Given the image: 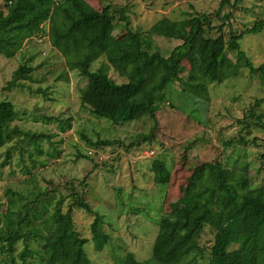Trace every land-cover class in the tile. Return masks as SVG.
<instances>
[{
    "label": "rangeland",
    "instance_id": "374dc122",
    "mask_svg": "<svg viewBox=\"0 0 264 264\" xmlns=\"http://www.w3.org/2000/svg\"><path fill=\"white\" fill-rule=\"evenodd\" d=\"M86 2L98 11L107 6L115 11L118 40L127 35L119 20L121 9L126 10L132 30L142 34L162 18L178 21L207 14L215 29L212 36L223 34L227 42L230 31L241 34L264 20V0L237 4L236 0ZM0 11H6L3 0ZM154 40L163 55L182 43L161 36ZM240 45L256 67L264 65V30L247 34ZM228 55L237 62L233 52ZM107 63L101 58L91 71ZM24 64L33 69L31 80L10 87L14 72ZM179 70L186 71L181 75L185 77L191 66L184 60ZM107 73L117 83L126 82L109 65ZM87 82L88 78L68 68L47 37L29 40L12 58L0 57V102H11L17 112L10 127L47 136L37 142L16 137L0 148V203L4 209L9 190L36 199L38 206L46 200L61 201L64 210L76 196L84 197L102 215L103 230L110 236V243L97 251L91 230L94 215L74 208L75 228L88 240L84 249L92 264H124L128 254L142 264H151L160 219L185 212L180 201L187 179L199 164L220 161L229 169L246 166L251 186L264 185V83L247 68L222 84L208 85L204 98L190 97L178 82L173 83L159 103L156 127L149 116L123 124L94 116L81 101ZM255 116L263 117L262 128L255 126ZM148 134H152L151 140L143 141L141 137ZM240 140L245 144H239ZM103 141L115 143L91 146ZM7 153L10 159L5 163ZM155 159L167 164L171 172L168 185L154 183ZM214 235L210 228L201 234L205 256L195 264L210 261ZM30 246L40 249L38 242ZM22 249L23 243L18 242L12 254L0 253V264H22L18 257ZM235 249L236 245L230 247V251ZM28 260L40 264L36 255Z\"/></svg>",
    "mask_w": 264,
    "mask_h": 264
},
{
    "label": "trees",
    "instance_id": "16d2710c",
    "mask_svg": "<svg viewBox=\"0 0 264 264\" xmlns=\"http://www.w3.org/2000/svg\"><path fill=\"white\" fill-rule=\"evenodd\" d=\"M3 1L6 11H0V57L12 58L29 40L47 37L63 55L68 68L88 78L81 92L82 103L94 116L115 124L149 116L156 127L159 103L176 82L186 95L194 98H204L208 85L224 83L237 76L241 68L260 76L264 83V65L256 67L240 45L247 34L264 30V20L255 22L241 34L230 31L227 42L223 34L212 36L215 29L207 14L178 21L162 18L142 34L132 30L126 10L121 9L119 20L127 35L118 40L114 35L115 11L110 6L98 11L86 0ZM154 36L182 43L169 55H163ZM228 51L236 55V63ZM103 57L126 82L113 80L107 73V64L91 71V66ZM184 60L191 66L185 77L181 75L186 71L179 70ZM32 74L33 69L24 64L14 72L8 85L21 86L20 82L31 80ZM16 117L11 102H0V148L16 137L36 142L47 137L12 129L10 125ZM254 119H257L255 126L262 128L263 117ZM151 136L141 138L148 142ZM245 142L240 140L239 144ZM114 143L103 141L91 146ZM9 159L7 153L5 163ZM152 170L155 184L170 183L171 172L165 161L155 159ZM7 197L4 209L0 203V253L12 254L16 244L22 242L23 249L18 254L22 264H35L28 262L33 255L40 259V264H92L84 249L88 240L75 228V207L94 215L91 230L95 249L102 251L110 243V236L103 230L102 215L95 213L84 197L76 196L67 210L61 201L46 200L38 206L36 199L10 190ZM180 206L185 212L160 219L149 263L195 264L203 260L205 248L199 240L205 229L210 228L215 235L208 264H264V185L251 186L246 166L229 169L220 161L195 166L186 181ZM50 207L53 209L49 215ZM31 242H38L40 249H32ZM232 245L237 249L230 251ZM124 264L142 263L128 254Z\"/></svg>",
    "mask_w": 264,
    "mask_h": 264
}]
</instances>
